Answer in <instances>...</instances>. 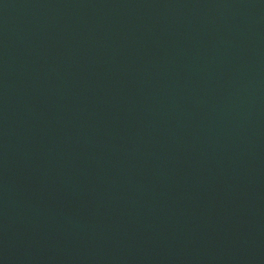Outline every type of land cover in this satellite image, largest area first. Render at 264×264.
Returning a JSON list of instances; mask_svg holds the SVG:
<instances>
[{"label":"water","instance_id":"1","mask_svg":"<svg viewBox=\"0 0 264 264\" xmlns=\"http://www.w3.org/2000/svg\"><path fill=\"white\" fill-rule=\"evenodd\" d=\"M0 264H264V0H0Z\"/></svg>","mask_w":264,"mask_h":264}]
</instances>
